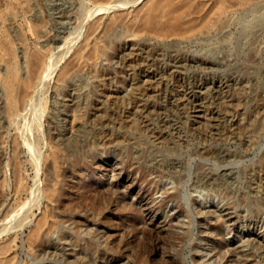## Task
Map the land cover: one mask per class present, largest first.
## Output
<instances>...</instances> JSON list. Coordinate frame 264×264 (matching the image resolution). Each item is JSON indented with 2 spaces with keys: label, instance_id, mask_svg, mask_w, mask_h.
Wrapping results in <instances>:
<instances>
[{
  "label": "rangeland",
  "instance_id": "rangeland-1",
  "mask_svg": "<svg viewBox=\"0 0 264 264\" xmlns=\"http://www.w3.org/2000/svg\"><path fill=\"white\" fill-rule=\"evenodd\" d=\"M148 1L0 0V30L16 26L31 45L49 48L60 61L55 76L87 42L101 46L76 68L67 88L80 95L82 124L68 149L60 145L59 161L71 168L82 160L81 170L64 182L45 164L37 173L28 145L33 118L25 123L19 116L3 128L0 256L12 264H264V0L226 12L224 30L186 39L147 30ZM144 80L158 93L143 95ZM137 89L148 120L137 121ZM198 106L199 120L192 113ZM14 139L22 146L15 162ZM34 150L52 151L40 144ZM153 155L174 159V179L146 170L144 160ZM53 185L63 189L57 204L46 198ZM164 191L178 197L168 200ZM123 194L122 218L114 200ZM47 210L55 224L30 241Z\"/></svg>",
  "mask_w": 264,
  "mask_h": 264
},
{
  "label": "bare ground",
  "instance_id": "bare-ground-1",
  "mask_svg": "<svg viewBox=\"0 0 264 264\" xmlns=\"http://www.w3.org/2000/svg\"><path fill=\"white\" fill-rule=\"evenodd\" d=\"M252 2L253 0H149L145 8V16H144L145 27L150 32L155 33L156 36H159V38L163 37L167 39L170 38L186 39L192 36H196L198 35V33L209 32L213 29L224 30L225 20L223 16L225 15V13L231 10L232 8L250 5ZM120 7L123 6L118 5V8ZM96 10L94 12L98 15ZM100 10H102V12L104 10L105 12V8L99 9L98 12ZM94 12H92L93 14L90 13L92 17L93 15H96L94 14ZM102 12L100 11V14ZM30 30L32 31V34L38 35L39 37L40 33L35 32L32 26H30ZM83 33L84 31H81V35L78 38H81L83 36ZM0 35H1L0 37V102H1L0 103V140L1 138H3L2 137L3 128L5 129V127L6 128L13 127L14 125L13 123L14 120H16V118H18L19 116H20L19 118L23 117L22 120H24V122L26 121V119L33 118V121H35V131L30 130L33 131L32 134L34 136L32 139H29L28 145H29L30 157L31 160L34 162V165L36 166L37 173L40 174L42 170H44L43 166L45 164L46 169L54 170L55 180L57 181L62 180V182H64L68 178V176H72V174L76 173L78 170H81L79 165L80 163L83 162L82 160H80L77 164L71 166V168H64L62 166L63 163L59 161L60 153L62 151L60 145H63L68 149L69 145L77 140L78 138L77 131L79 130L82 124V115H80L78 110L80 95L76 93L75 90H70L69 92L67 88L71 86L72 74L74 73L76 68L80 66L83 62L87 61L88 56L91 53L94 54L100 53L101 46L97 42L94 43L87 42L83 47H81L75 53L73 59L74 62L65 66L64 71L62 72V74H60V76L59 75L55 76V72L57 71V67L60 64V61H57L56 58L50 54L49 48L47 47L42 48L37 46L36 44L31 45V43L26 39L25 36L26 33L23 34L20 31V29L16 26L8 28V30L5 31L0 30ZM128 43L129 42L127 41L125 45L128 46L129 45ZM74 45L75 44L70 45V48L67 49L66 54L61 58L62 60L67 58L68 54L71 52V49L73 48ZM201 65L206 67L208 65V62L202 60L200 61V66ZM180 76L181 75H179V77ZM143 84L144 85L142 86V90H141L143 95L146 94L154 95L155 93H158L157 92L158 89L153 86V84H155L153 83V81L144 80ZM212 85L217 86L215 82H212ZM206 87L207 86H205V88ZM67 90H68V96L64 95V93ZM137 90H138L137 91L138 99H136L135 102L137 105V112H136L137 121L138 120L140 121L141 119L148 120L150 115L148 113L145 114L146 113L144 112L145 105L141 104L142 101L141 99H139L140 92L139 89ZM149 97L151 98V96ZM197 97L198 95L194 94V98ZM193 109L194 110L192 113L195 114L194 116L195 119L198 120L201 119L202 116H201V111L199 110V106ZM18 120H16L17 123ZM198 120L194 121V123L196 124ZM33 121L32 122L29 121V122L33 123ZM68 123L70 124V126L67 129ZM62 124L65 125L63 129L61 127ZM132 127L133 125H131V128ZM171 127L174 129V125H171ZM32 128L34 127L32 126ZM13 141H14L13 145L11 146L12 149L10 150L12 151V156L15 162V160L17 159L16 156H18L17 154H19V152L22 151L21 150L22 146L17 141H15V139ZM35 143L40 144L41 147L47 146L48 148L52 149L51 154L46 155V153L43 152V150L36 153L34 150L36 145ZM53 148H56V150L54 151ZM167 149L169 151L173 150L174 146L168 147ZM220 152L223 154V151ZM4 153H5L4 150H1L0 148V158H3V156L6 157ZM262 162H264V160H262ZM19 163L16 165L20 166ZM143 164L147 171L156 174L157 177L159 178L170 177L173 179H174V174L177 173L176 172L177 170L175 169L178 168L179 166L178 164L174 163V159H165V158L160 159L159 156H155V155L151 157L149 156L146 157ZM263 164L262 166L260 165V168L263 171V177L260 180V186L264 188ZM14 168H15L14 172L16 171V168L18 170L20 169V167L18 166ZM202 172H199L201 174V177L202 174L204 173ZM88 173L89 172H87V174ZM17 174L14 175L13 173V177L17 176ZM179 183L180 180L178 184ZM195 185L199 186L197 184ZM254 187H256V185ZM131 189H132L131 187L127 186L125 188L126 190L125 192L128 194L131 192ZM252 189L253 187H251L250 191ZM62 192H63L62 188L60 187L57 188L56 185H53L47 189L46 198L52 202H56L57 204L58 197L61 196ZM163 193L167 195L168 200H174L178 197L177 194H169L167 191H164ZM260 195L261 197L264 196V191H263V195H262V191ZM119 198L120 197L117 196V199L115 198L114 202L119 204V206L121 207V212H122L121 217L123 218L126 217V210H127L124 194L121 196L120 199ZM31 203H29V205L25 204L24 206L23 205L20 206V208L17 211V217L20 216V213H22V211L25 210L26 208L28 210V208L32 206ZM258 205L261 206V203H259ZM262 206H264V204H262ZM253 212H255V214L260 213L259 211L257 212L253 211ZM55 218L56 217L53 215V210L45 211L41 216V218L39 219L38 223L36 224V227L32 231L30 236V241L36 239L44 228H51L55 224ZM76 219L77 218L74 217L67 218V220L70 221L71 226L74 225L77 226L79 220ZM10 222H8V224H10ZM70 231L71 232L69 233L71 235L76 232L75 228H70ZM66 233L67 232H64L62 233V235L64 236L66 235ZM209 239L211 240L212 238L210 237ZM76 262H78V259H76ZM0 264H12V260L10 258H4V256H0ZM85 264H89V263H85Z\"/></svg>",
  "mask_w": 264,
  "mask_h": 264
}]
</instances>
